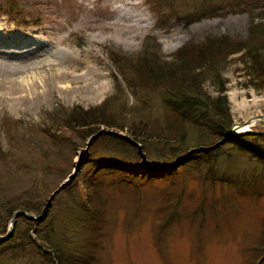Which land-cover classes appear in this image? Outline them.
Masks as SVG:
<instances>
[{"label":"rangeland","instance_id":"374dc122","mask_svg":"<svg viewBox=\"0 0 264 264\" xmlns=\"http://www.w3.org/2000/svg\"><path fill=\"white\" fill-rule=\"evenodd\" d=\"M8 1L23 16L0 14V56L29 67L19 75V81L34 93L19 96L6 91V81L0 85V120L5 117L21 122L10 133L11 142L0 128V204L20 201L28 195L36 198L40 210L27 213L26 219L38 222L41 213L46 215L49 223L43 221L41 227L61 253L69 251V242L84 237L86 233L75 221L83 215L79 204L87 197V183L94 178L87 160L92 149L99 155L107 151L101 138L107 135L93 140L82 154L89 137L83 140L60 126L65 120L63 110L97 106L117 90L127 102L111 104L114 110L125 107L123 116L118 118L117 114L114 122L126 121L127 126L138 121L147 124V134L137 140L154 148L151 153L141 152L140 166L128 169L146 179L159 180L142 183L136 191L108 186L109 178L103 181L100 194L107 201L108 212L96 256L98 264H264V249H254L264 217V166L222 145L210 152L211 158L190 163L184 166V172L178 170L179 176L161 180L173 162L155 163L152 154L163 152L159 143L166 136L170 117L161 105L159 91L132 97L117 70H124L123 61L117 58H136L144 46H155L157 56L169 61L183 44L200 42L207 35L244 39L250 15L258 21L259 14H264V0ZM1 5L0 10L6 11ZM113 7L126 15L124 23L120 20L121 28L103 27L116 20ZM137 19H142L141 29L128 28ZM241 59L240 53L231 55L219 67L231 126L264 116V87L249 85ZM30 63L37 64L31 67ZM59 73L68 74L76 82H58L55 76ZM202 89L208 96L216 95L208 78ZM53 110L59 116L53 118L58 120L55 134L69 139L50 145L38 131L43 128L46 114ZM100 129L130 138L126 130ZM250 129L263 131L264 122L256 121ZM82 160L74 178L42 210L50 194ZM180 162L178 158L174 163ZM168 179L173 182L169 187ZM176 201L178 213L200 209L202 205L203 220H195L191 226L189 219H182L158 230L157 222L168 216L167 211L160 212V207L166 209ZM26 226L19 221L17 229L22 232ZM14 253L13 259L4 257L0 264H44L34 245L25 239Z\"/></svg>","mask_w":264,"mask_h":264},{"label":"trees","instance_id":"16d2710c","mask_svg":"<svg viewBox=\"0 0 264 264\" xmlns=\"http://www.w3.org/2000/svg\"><path fill=\"white\" fill-rule=\"evenodd\" d=\"M0 3L7 9L0 10V14L23 16L19 8L10 4L8 0H2ZM252 17L253 15H250L244 39L232 40L226 36L207 35L200 42L183 44L171 54L169 61L157 56L155 46L150 47L153 51L144 46L136 58H117L123 61L124 70L118 68L117 70L123 77L130 96L138 97V95L143 96L146 91H159L161 105L170 117L165 126L166 136L159 143L163 152L152 154L155 163L173 162V167L161 180L179 176L178 170L184 172V166L187 167L190 163L197 164L199 160L211 158L210 152L194 153L192 150L215 144L230 129L232 119L224 95V84L219 74V67L229 56L240 53L245 75L248 80L250 79L249 85L256 89L264 87V14H259L258 21H254ZM207 78L215 89V96H208L202 89V83ZM114 93L113 96L106 97L99 105L91 108L82 109L74 106L64 109L65 120L60 126L65 127L69 134H79L83 140L96 133L100 126L112 127L119 131L126 130L129 131L130 139L140 144L141 152L151 153L154 148L147 146L145 141L137 140L143 133L147 134V124L138 121L130 122L127 126L126 121L120 124L114 122L117 114L118 118L123 116L125 107L114 110L111 104L119 102L121 105H126L127 102L126 96L120 91L116 90ZM54 112L55 110L46 114L43 128H39L38 131L41 138L50 145H55L56 140L62 139V142H67L69 139L67 137L64 140L55 134V123L58 120L53 118L59 116ZM20 123L18 120L1 118L0 128L8 142H11L10 133L16 130ZM101 138L107 151L99 155V152L92 149L89 154L87 165L94 170V178L87 183V197L79 204L83 215L75 221L86 235L69 242L73 248L71 249V246L67 253H61L51 244L47 233L43 232L44 228L41 227L43 221L49 223L45 218L46 215L38 222L19 217L13 223L9 240L0 244V259L4 257L8 260L13 259L18 243L25 239L34 245L44 264H56V261L59 264H98L96 256L101 249L99 246L108 212L107 201L100 194L103 181L109 178L106 184L108 186L125 187L136 191L142 183L159 180L146 179L138 173L129 171L128 167L141 165V157L132 146L114 137ZM222 145H227L236 154L246 155L264 166V135L242 134L234 136L220 146ZM178 158H181V162L175 164ZM167 181L169 182L167 187L171 186L172 180ZM176 203L177 201L166 209L160 207L161 211L157 209V212L167 211L168 215L167 218L163 216L162 221L157 222L158 230L182 219H189L191 226L195 220L199 222L203 220L205 213L202 205L200 209L196 207L190 212L178 213ZM17 210L38 213L40 205L38 206L36 198L33 200L30 195L20 201L14 199L13 202L1 203L0 235L5 233L8 221ZM19 221L27 224L22 232L17 229ZM254 249L260 251L264 249V217L260 223L259 238Z\"/></svg>","mask_w":264,"mask_h":264},{"label":"water","instance_id":"95a60500","mask_svg":"<svg viewBox=\"0 0 264 264\" xmlns=\"http://www.w3.org/2000/svg\"><path fill=\"white\" fill-rule=\"evenodd\" d=\"M256 121H263L264 122V116L263 115H257L254 117H251L249 119H247L246 121H244L241 124H235L233 126L230 127V129L228 130V132L226 133V135L218 142H216L215 144L208 146V147H201V148H197L192 150V152L194 153H200V152H204V153H208L211 152L213 150H215L217 147H219L221 144H223L224 142L230 140L231 138H233L234 136H239L242 134H256V135H264V130L263 131H257V130H251L250 128L253 127V123ZM238 127L243 128V127H247L245 130L243 131H239L238 132ZM102 135H107L110 137H114L117 138L127 144H129L130 146H132L133 148L136 149V152L138 155L141 154V150H140V146L135 143L134 141H132L129 137L113 132L111 130H98L95 134H93L92 136H90L87 140V142L85 143V148L82 150V154H86V151L88 149V147L90 146L91 142L93 140H95L96 138H98L99 136ZM83 163V160L80 161L77 166L74 167V169L72 170V172L67 176V178L65 179V181L54 191L50 194V196L48 197L44 207L42 210L46 209V207H48L50 200L54 197V195L56 193H58L61 189H63L66 185H68L70 183V181L74 178L76 172L78 171L79 166ZM29 215L27 214V212L22 211V210H17L15 211L8 224H7V228L5 230V233L3 235H0V244L5 243L6 241L9 240V238L11 237L12 234V224L13 221L16 218L19 217H24L27 218ZM43 217V213H41L38 218H42ZM32 219H34V217H30ZM36 219V218H35Z\"/></svg>","mask_w":264,"mask_h":264},{"label":"bare ground","instance_id":"6f19581e","mask_svg":"<svg viewBox=\"0 0 264 264\" xmlns=\"http://www.w3.org/2000/svg\"><path fill=\"white\" fill-rule=\"evenodd\" d=\"M112 12L115 13L116 20H114V22H112V23H106L103 27H107V28L118 27V28H121L123 26V24H122L123 19L126 18V15L121 10L117 9L116 7H113ZM140 22H142V19H137V20L134 21V24H131L128 28L134 29L135 31H138L139 29H141ZM0 42H1V36H0ZM35 64H37V63H30L31 67L33 65H35ZM27 68L29 69V67L27 65L16 64L14 62L9 61L8 59H3L0 56V85H2L6 81V83H8V85H9V89L6 90V91L13 92L15 94H18L19 96L22 93H25V96L29 97V95L33 94L34 92H32V91L29 92L26 89H24L23 86H22L23 84H20V81H19V75L22 73V71L24 69L26 70ZM59 74L60 75L55 76L56 80L58 82H60V81L63 82L66 79H69L70 80V84H72L73 81H75V80H73V78H69L67 76L68 74H65V73H59ZM49 85L52 86V83H49ZM19 86L22 87V90L19 88ZM49 89H52V88L47 87V90H49ZM70 89H72V87H70ZM21 96H23V95H21ZM30 98H33V96H31ZM253 124H255V122ZM246 128L247 127H243V128L238 127V132L239 131H243Z\"/></svg>","mask_w":264,"mask_h":264}]
</instances>
